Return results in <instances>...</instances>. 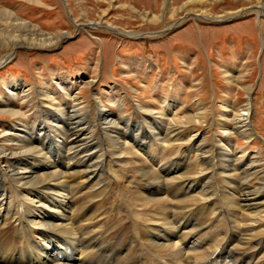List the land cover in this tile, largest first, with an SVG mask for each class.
Wrapping results in <instances>:
<instances>
[{
	"label": "rangeland",
	"instance_id": "rangeland-1",
	"mask_svg": "<svg viewBox=\"0 0 264 264\" xmlns=\"http://www.w3.org/2000/svg\"><path fill=\"white\" fill-rule=\"evenodd\" d=\"M165 2L166 0H0V12H12L37 29L35 31L17 23H8L6 19L0 18V31L8 29L14 34L29 36L33 32L50 35L69 33L68 37L59 39L55 45L45 47L13 49L0 44V60L7 55L9 57L0 64V94L4 97L9 95L5 87L10 80L24 85L23 92L17 94L16 101L20 105L14 109L27 115H20V119L28 123L43 117L36 112L33 115V108L41 113V100L37 94V100L34 99L36 92L33 89L36 88L37 92L45 90V95L39 98H43L46 106L59 110L56 108L62 105L63 92L57 83H62L61 81L91 114L100 101L106 109L110 108L109 110L115 111V115H124L130 121L141 117L139 110L150 111L152 115L159 116L165 102L176 100L177 107L167 119L168 124L172 120H176V123L173 126H162L165 137H170L169 129L179 125L183 140L192 138L198 144L204 137L207 143L223 148V142L217 141L218 134L225 133L218 127L219 111L224 109V103L233 105L235 110H241L249 98L252 123H249L250 135L233 134L229 146L235 149V156L241 154L236 153L240 149L244 151L248 161L253 160L255 165L260 166L257 170L264 177V0ZM141 13L154 15L158 20L142 18ZM192 14L216 17L219 20H202L190 16ZM187 16L189 17L186 18ZM88 21L98 24L87 26ZM121 31L127 35H121ZM130 33L136 35H129ZM232 71L235 72L233 76L227 74ZM58 77L61 78L60 82ZM10 97L15 96L10 94ZM10 103H14V100H10ZM68 105L71 106L70 101ZM13 120H16L14 116L0 112V147L7 145L14 148L19 144L16 140L13 144L10 143L7 140L9 137L4 134ZM31 129H37V126H31ZM158 141L160 144L157 142L152 147H157L155 151L163 157L160 156V161H154L156 165H150L146 155L134 149L137 143L133 137H121L122 158H114L110 155L113 153L107 150V157H111L104 160L105 174L100 176L101 183L94 181L90 188L98 187L96 196L93 197L90 190L75 195L71 223L74 226H97L98 231L107 233L103 234L102 242H107L114 236L112 240L116 241L120 249L117 250L118 253L110 251L108 254L109 258L115 259L113 264H124L128 257L132 259L128 251L133 250L130 249L132 247L137 249L154 225L167 226L172 220L179 222L191 219L199 210L196 206L201 202L199 194H183L180 198H174L172 192L158 190L151 195L163 183L164 186L167 183L173 186V180L169 179L174 178L173 174L167 176L165 169L156 167L168 161L164 157H174L187 150V145L183 143L172 144L165 138ZM127 148L133 149V157H130V153H125ZM190 149L191 152L186 157L188 173L193 172L194 168L200 169L197 146L192 144ZM142 163L153 169V177L145 185L146 191L150 193L147 198L143 190L144 180L139 171ZM237 174L235 177V174L229 173V176L238 181L242 174ZM75 176L69 175L73 180ZM221 176H215L218 182H221ZM227 196L226 192L217 193L216 208L227 209L224 206L228 204ZM169 197L173 198V207L177 210H167L171 203ZM90 203L94 205V209L86 215V208ZM158 206L165 209V214L153 223L155 213L161 211ZM212 209L209 207L203 222L209 223L215 217V210ZM262 210L258 220L264 224V209ZM243 216L235 218L232 223L241 225L243 222H254V217H248L251 215ZM227 219L224 215L218 216L214 220V226L222 225L224 228L225 221L228 226ZM8 224H1L0 231L11 225L10 237H18L14 224ZM117 230L119 234L115 232ZM217 230L220 231V228ZM125 246L127 249H124ZM136 256L149 262L155 259L152 252H136ZM258 257L264 262L263 251ZM44 258L45 254L41 260Z\"/></svg>",
	"mask_w": 264,
	"mask_h": 264
},
{
	"label": "bare ground",
	"instance_id": "bare-ground-1",
	"mask_svg": "<svg viewBox=\"0 0 264 264\" xmlns=\"http://www.w3.org/2000/svg\"><path fill=\"white\" fill-rule=\"evenodd\" d=\"M132 11L136 12L135 9ZM140 16L148 17L147 19L151 21L158 20L154 15L147 16L141 13ZM0 18L37 31L12 12H0ZM95 24L98 23L88 21L86 25ZM125 33L120 32L123 36L127 35ZM129 35L135 36L136 33ZM68 36V32H61L59 35L33 32L29 36L14 34L7 29L0 31V44L13 49L45 47L55 45L59 39ZM6 58H9L8 55L0 60V64L5 62ZM234 73L232 71L227 74L233 76ZM58 79L60 82L61 78ZM61 82L57 83V86L63 92L61 94L63 106L56 108L59 110L46 106L43 98H39L45 95V90L40 89L37 96L41 100L39 108L41 113L33 108V115L35 116L36 112L43 117L33 123L21 120L20 115L21 117L27 115L20 114V110L14 109L20 105L16 99L17 94L24 89L21 82L10 80L5 87L9 95L4 97L0 94V97H4L0 99V106L5 107L0 108V112L8 113L16 119L11 122L7 132L3 133L9 137L7 140H10V143L13 144L14 140L19 143L14 148L7 145L0 147V225L13 223L18 232V234L15 232L18 237L14 235L16 238H11L9 233L11 225L0 231V264H113L112 261L115 259L109 258L108 254L110 251L120 249L116 241L112 240L114 236L107 242H102L103 234H107L105 231H98L97 226H74L71 221L74 216L75 195L90 190L94 181L100 182L107 150L113 153L110 155L114 158H122L123 136L135 139L137 146L134 149L144 153L150 165H156L154 161H160L163 157L155 151L157 147L155 149L152 147L157 145V142L160 144L158 140L165 138L172 144H186V151L177 152L174 157H164L168 161L156 167L165 169L167 176L173 174L174 178L169 177L173 180L171 182L173 186L167 185L168 183L164 186V183H161L162 187L155 189L151 195L161 190L172 192L174 198H180L183 194L193 196L199 194L201 199L196 205L201 212L198 210L191 219L179 222L172 220L167 226L151 227L152 230L140 241L138 248H130L133 250L128 253L132 259L128 257L124 264H264L259 257L258 261H254L262 251L264 260V224L258 220L262 208L264 209V177L257 170L260 166L255 165L253 160L248 161L244 151L240 149L236 153L241 154L235 156V149L229 146L233 134L250 135L249 123L251 125L252 123L249 98L241 110H235L233 105L224 103V109L219 111L218 127L225 133H219L217 141L223 142V148L207 143L204 137L198 144L192 138L183 140L179 125L169 129L170 137H165L162 126L164 124L173 126L176 123V120L169 124L167 122L170 113L177 107L176 100L165 102L159 116L152 115L150 111L149 113L146 110H139L138 114L141 117L130 121L124 115H115V111L106 109L100 101L91 114L78 97L70 93L64 82ZM10 94H14L15 97H10ZM10 100H14V103H10ZM69 101L71 106L68 105ZM117 105L120 109V105ZM30 125L37 126V129H31ZM192 144L197 146L200 169L194 168L191 174L188 173L186 157L191 152ZM125 153H130V157L135 155L133 149L128 148ZM110 155L107 159L111 157ZM5 160H8L7 164ZM139 167L147 198L150 193L146 191L145 185L149 178L153 177V169L143 163ZM239 172L242 178L234 181ZM229 173L235 174V177L229 176ZM70 174L76 175V178L73 180L69 177ZM217 174L222 175L221 182L216 180ZM97 190L98 187L90 190L93 197L96 196ZM218 192H226L228 195V204L224 205L227 207L226 210L216 208L215 199ZM168 199L171 203L168 204L167 210H177L173 207V198ZM209 207L215 210V217L209 223L203 222ZM158 208L161 209L159 206ZM93 209L94 205L88 204L86 215L93 212ZM164 214L165 209L153 214V223L160 220ZM246 214L251 215L248 217H254L253 223L243 222L241 225L232 223L235 218L240 219L243 215L246 217ZM221 215L228 218V226L225 221L224 228L215 227L214 220ZM160 232L162 234H159ZM124 249H127L126 246ZM136 252H152L155 259L149 262L136 256ZM44 254L45 258L41 260Z\"/></svg>",
	"mask_w": 264,
	"mask_h": 264
}]
</instances>
